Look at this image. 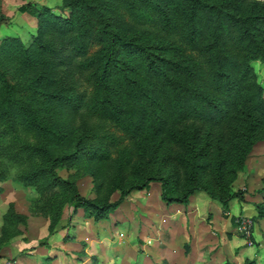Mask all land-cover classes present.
Listing matches in <instances>:
<instances>
[{
	"label": "trees",
	"instance_id": "obj_1",
	"mask_svg": "<svg viewBox=\"0 0 264 264\" xmlns=\"http://www.w3.org/2000/svg\"><path fill=\"white\" fill-rule=\"evenodd\" d=\"M181 2L185 14L180 24L156 0H67L68 18L55 17L45 7L41 11L29 5L20 8L40 19L36 48L25 50L21 45L23 50L19 44L12 42L5 46L4 42L3 53L16 56L27 67L43 65L45 69L37 79L15 84L0 66V122L4 129L15 134L65 138L66 134L47 120L39 108L38 102L43 98L59 101L87 117L81 121L80 136L64 155L53 157L43 147L30 143L16 145L15 139L9 142L8 152L17 161L29 162L34 155L46 158L44 168L20 176L26 184H37L38 176L47 169L52 181L59 183L63 181L55 170L59 160L76 159L81 154L107 160L125 139L134 140L143 130L152 128L165 132L169 138H177L185 150L182 166L190 172L189 185L179 195H168L167 179L149 177L142 183L131 184L109 207L120 206L133 191L147 189L152 180L163 183L168 203L187 204L190 195L198 189L224 206L232 199H244L242 191L216 195L209 187L198 184L200 162L208 155V146L197 147L198 135L194 129L244 120L243 131L242 127L238 128L244 144L237 156L239 168L244 167L264 122V87L252 66L255 61L264 62V10L232 11L216 0ZM4 20L0 1V23ZM162 36L180 37L184 45L174 42L172 48L182 54L194 52L200 58H189V63L183 64L182 60L167 57L159 50L166 48L159 39ZM94 45L98 46L97 50L89 54V47ZM73 56L78 58L76 62ZM137 59H141L142 72L160 77L164 85L161 96L148 97V102L129 99L137 95V79L131 76L134 72L141 73L134 64ZM167 64L183 79L172 76ZM72 65L85 86H78L68 78L66 69ZM97 121L113 124L122 136L99 133ZM186 127L194 130L188 145L183 140L180 142L188 134L181 132ZM4 134L1 128L0 140ZM227 161L228 157L217 158V181L223 182ZM64 182L71 188V205L84 207L96 219L107 214V207L81 196L73 183ZM258 208L259 216L264 217V209L261 205ZM61 218L52 221L49 236L40 244L46 245L59 232Z\"/></svg>",
	"mask_w": 264,
	"mask_h": 264
},
{
	"label": "rangeland",
	"instance_id": "obj_2",
	"mask_svg": "<svg viewBox=\"0 0 264 264\" xmlns=\"http://www.w3.org/2000/svg\"><path fill=\"white\" fill-rule=\"evenodd\" d=\"M15 1L16 6L8 8L7 12H4V3L2 5L5 20L0 23V66L15 84H19L37 79L45 69L43 65L27 67L26 63L16 60V56L8 57L3 53L4 42L5 46L12 45V42L19 44V49L34 51L36 48L40 19L29 12H22L20 8L29 5L41 11L45 7L52 15L61 18H68L70 10L65 7L67 0ZM156 1L170 10L175 22L180 24L184 21L185 9L181 0ZM216 1L237 12L259 13L264 10V0ZM157 33L161 34L160 30ZM162 37L159 39L166 48L159 50L167 57L182 60L183 64H188L189 58H200L194 52L182 54L172 48L174 42L184 45L180 37ZM97 48V45L90 46L89 54ZM19 52L21 56L22 51ZM76 59L73 56L72 60L76 62ZM140 60L134 64L141 73H131L137 79V95L129 99L148 102V97L161 96L164 85L160 77L142 72ZM170 65L167 64L166 69L172 76L183 79L182 75L170 69ZM252 66L264 87V62L255 61ZM66 70L70 80L78 86H85L83 78L75 73L74 65ZM38 105L46 119L62 130L66 137L45 138L26 132L15 134L6 131L0 122V130L2 128L6 132L0 140V264H137V255L147 253L152 257L159 225L162 223L167 232L165 225L173 223L168 217L173 209L177 213L178 208L186 210L189 215L187 229L190 234L195 233L192 224L196 221L203 233L213 237L207 250V261H212L215 255L220 258L219 264H264V217L258 214L260 205L264 209V122L243 168H239L237 156L239 147L244 144L243 136L238 133L239 127L243 131L244 120L194 129L198 135L197 147L208 146V155L200 162L202 168L198 172V184L209 187L216 195L223 191L229 194L242 191L243 200L235 198L224 206L198 189L190 195L187 204L168 203L163 183L152 180L147 189L133 191L120 206L111 208L109 206L117 202L131 184L142 183L149 177L167 179L168 195H179L189 185L190 172L182 166L186 154L182 153L184 149L177 138L172 139L165 132L147 128L136 139H125L107 160L93 158L90 154L59 160L55 168L63 180L59 183L52 181L53 176L47 169L38 176L37 184L28 185L20 176L44 168L46 158L34 155L29 162L17 161L8 152L9 142L15 139L16 145L30 143L43 147L53 157L64 155L80 136L82 119L87 118L51 98L41 99ZM108 123L97 121L99 133H114L121 137V131ZM186 128L181 132L188 134L180 138V142L183 140L188 145V138L194 130ZM175 129L179 131V128ZM219 156L228 157L223 182L216 179ZM64 181L73 183L81 196L107 207V214L96 219L89 216L84 207L71 205V188ZM244 205L251 207V211L245 212ZM197 213V217L194 216ZM58 216L62 217L58 234L51 236L46 245L40 244L49 236L50 225ZM242 216L252 219L250 238L237 230L236 220ZM177 233L178 230L174 234Z\"/></svg>",
	"mask_w": 264,
	"mask_h": 264
},
{
	"label": "crops",
	"instance_id": "obj_3",
	"mask_svg": "<svg viewBox=\"0 0 264 264\" xmlns=\"http://www.w3.org/2000/svg\"><path fill=\"white\" fill-rule=\"evenodd\" d=\"M0 1L2 5L4 3V12H7L8 8L16 6L15 0ZM244 210L245 212L251 211V207L244 205ZM197 215L198 213L194 216L197 217ZM168 219L173 221V223L165 225L168 229L167 232L162 223L159 225V229L157 230L158 234L155 236V246L152 257L147 253L137 255V264H162L164 262L169 264L220 263L219 256L216 257L215 255H213L212 261L206 260L207 250L211 246L209 244L213 242V237L208 233H203V230L199 228L196 221L195 223L192 222V226L194 225L193 231H195V233L190 234L187 229L189 215L186 210L178 208L176 213L173 209ZM176 230H178V233L174 234Z\"/></svg>",
	"mask_w": 264,
	"mask_h": 264
},
{
	"label": "built area",
	"instance_id": "obj_4",
	"mask_svg": "<svg viewBox=\"0 0 264 264\" xmlns=\"http://www.w3.org/2000/svg\"><path fill=\"white\" fill-rule=\"evenodd\" d=\"M236 227L240 234H242L246 238H250L252 235L253 222L249 217H239L236 220ZM7 264H12L11 262H7Z\"/></svg>",
	"mask_w": 264,
	"mask_h": 264
}]
</instances>
